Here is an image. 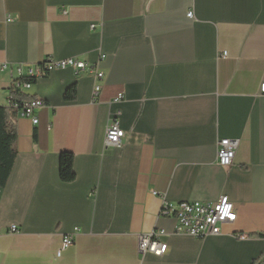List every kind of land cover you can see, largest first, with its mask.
Returning <instances> with one entry per match:
<instances>
[{"label":"crops","instance_id":"1","mask_svg":"<svg viewBox=\"0 0 264 264\" xmlns=\"http://www.w3.org/2000/svg\"><path fill=\"white\" fill-rule=\"evenodd\" d=\"M71 57L98 64L101 96L73 69L18 93L47 106L36 125L14 112L0 264H264V0H0V63L11 68L0 75V106L15 97L18 66ZM114 119L125 137L106 147ZM222 139L238 141L227 168L216 162ZM65 152L71 183L60 179ZM221 197L237 218L217 236L176 234L175 220L159 215L163 198ZM154 230L167 251L141 254L139 237ZM64 237L73 244L57 257Z\"/></svg>","mask_w":264,"mask_h":264},{"label":"built area","instance_id":"2","mask_svg":"<svg viewBox=\"0 0 264 264\" xmlns=\"http://www.w3.org/2000/svg\"><path fill=\"white\" fill-rule=\"evenodd\" d=\"M187 17H192V12H188ZM8 22L11 19L7 20ZM94 29L95 26H92ZM226 57L227 54L222 55ZM103 58V56L101 57ZM10 66L7 63H0V75L8 70ZM73 69L77 75L87 73L94 79L93 99L97 100L102 92V81L104 80V72L98 67V64L90 65L76 57L53 61L47 59L34 66L27 67L18 66L14 72L12 92L20 93L24 89H29L33 82L43 79L53 70ZM260 93L264 95V84L260 86ZM124 99L123 93L113 99V103H119ZM46 103L40 99L21 100L14 96L8 98V108L19 112L22 117L31 119L33 124H38L36 113L46 107ZM125 137V132L120 128L116 119L112 121L106 132L105 146L118 147L121 145ZM238 148L237 140L222 139L218 142L216 162L221 167H230L234 161ZM156 194V193H154ZM159 215L165 218H172L176 222L175 233L188 235L198 239H205L209 236H217L222 233V226L233 223L237 218L235 205L228 197H221L215 203H199V202H180L176 204L169 203L163 198ZM17 227L12 226L11 232H16ZM163 231L154 230L148 235L140 236L139 252L145 254L147 252L156 256H162L168 249V245L163 241ZM246 235H240V239H246ZM73 244L69 237H64L62 246L57 252L60 257Z\"/></svg>","mask_w":264,"mask_h":264},{"label":"trees","instance_id":"3","mask_svg":"<svg viewBox=\"0 0 264 264\" xmlns=\"http://www.w3.org/2000/svg\"><path fill=\"white\" fill-rule=\"evenodd\" d=\"M77 94V85L70 86L64 93L65 101H74ZM18 94H15L17 97ZM15 111L0 106V187L4 188L10 177L16 156V143L18 130L15 123ZM60 179L63 182L71 183L76 179L74 172V156L71 153L60 155L59 167ZM264 237V235H260ZM257 262L255 261L254 264Z\"/></svg>","mask_w":264,"mask_h":264},{"label":"bare ground","instance_id":"4","mask_svg":"<svg viewBox=\"0 0 264 264\" xmlns=\"http://www.w3.org/2000/svg\"><path fill=\"white\" fill-rule=\"evenodd\" d=\"M101 93H102V92H101ZM100 96H101V95H100ZM92 97H93V96H92ZM99 98H100V97H99ZM99 98H98V99H99ZM98 99H97V100H98ZM114 99H115V98H114ZM93 100H94V99H93ZM94 101H95V100H94ZM122 101H123V100H122ZM112 103H113V102H112ZM108 128H109V127H108Z\"/></svg>","mask_w":264,"mask_h":264}]
</instances>
